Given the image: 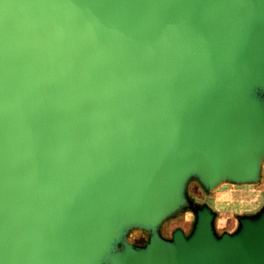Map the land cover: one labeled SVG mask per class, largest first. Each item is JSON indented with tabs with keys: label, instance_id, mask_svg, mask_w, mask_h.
Returning a JSON list of instances; mask_svg holds the SVG:
<instances>
[{
	"label": "water",
	"instance_id": "water-1",
	"mask_svg": "<svg viewBox=\"0 0 264 264\" xmlns=\"http://www.w3.org/2000/svg\"><path fill=\"white\" fill-rule=\"evenodd\" d=\"M263 166L264 0H0V264H264Z\"/></svg>",
	"mask_w": 264,
	"mask_h": 264
},
{
	"label": "rangeland",
	"instance_id": "rangeland-1",
	"mask_svg": "<svg viewBox=\"0 0 264 264\" xmlns=\"http://www.w3.org/2000/svg\"><path fill=\"white\" fill-rule=\"evenodd\" d=\"M187 195L195 203L209 204L213 208L218 235L234 232L238 228L239 217L257 213L264 204V166L262 180L258 185L225 184L209 193L198 182L192 181L187 187ZM194 221V215L184 211L164 224L162 235L171 239L176 229H182L189 235ZM129 238L133 244L143 246L148 242L149 235L141 231H132Z\"/></svg>",
	"mask_w": 264,
	"mask_h": 264
}]
</instances>
